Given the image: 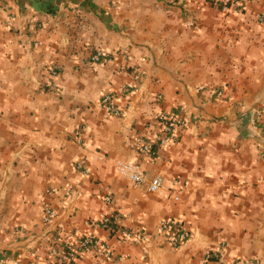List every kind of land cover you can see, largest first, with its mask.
<instances>
[{
    "label": "crops",
    "instance_id": "crops-1",
    "mask_svg": "<svg viewBox=\"0 0 264 264\" xmlns=\"http://www.w3.org/2000/svg\"><path fill=\"white\" fill-rule=\"evenodd\" d=\"M96 48L105 55L92 63ZM104 93L119 114L102 108ZM179 105L185 126L158 145L157 114ZM258 110L264 124V0L238 13L212 0H0V257H47L62 234L82 232L109 254L86 248L62 264H264ZM117 159L136 161L145 181L119 174ZM154 175L159 194L146 189ZM46 206L57 211L48 225ZM163 218L184 220L181 245L156 234Z\"/></svg>",
    "mask_w": 264,
    "mask_h": 264
},
{
    "label": "built area",
    "instance_id": "built-area-1",
    "mask_svg": "<svg viewBox=\"0 0 264 264\" xmlns=\"http://www.w3.org/2000/svg\"><path fill=\"white\" fill-rule=\"evenodd\" d=\"M217 3L218 6L224 10L233 13L241 12L245 3L248 0H212ZM261 19V17H259ZM190 25V23L187 22ZM105 53L101 48H96L93 53L90 55V62L97 63L100 61L102 56ZM47 86L50 90H55L59 87V67L56 64H51L47 68L46 73ZM135 82L130 81L124 84L125 94L131 95L135 91ZM217 96L222 94L221 89H216L215 91ZM100 105L102 108L114 114H119V109L116 106L111 94L104 93L100 98ZM184 106L179 105L176 110L172 112L158 113L157 119L160 123V133L156 137L158 145L164 146L171 143L174 138L176 131L179 127H183L186 124L184 113ZM261 110H258L253 117V125L257 128L261 127L264 139V124L261 120ZM75 141L80 144L82 143L80 128L76 129L74 132ZM141 147L143 151L149 152L151 154L156 153V150L152 147L151 144L147 142H142ZM102 156H98L101 158ZM114 166L119 174L124 176L133 184H140L145 181V175L140 165L136 161H131L127 159H117L114 163ZM77 167H82L81 163H77ZM147 191L151 193H161L163 189V179L159 175H154L147 180L146 184ZM67 200L72 198V195L68 193L65 197ZM177 199V196H174ZM57 215V211L52 206H46L43 208L42 221L44 224L48 225L52 219ZM112 221L110 216H105L100 221L102 227L107 226ZM17 229H21L18 227ZM156 234L159 236L163 243H166L169 246L177 247L181 245L188 237L189 231L185 227L184 220L182 218H163L161 219L155 228ZM130 240L139 242L142 239L146 238L148 235L145 231L138 232L136 234H125ZM86 248H95L99 249L101 253L109 254V249L104 243L98 242L92 238L89 234L78 232H65L62 234L59 243L53 244L49 250L47 257L40 256L37 251H32L28 258L22 253H18L11 259L12 264H47L51 259L58 261L59 263H68L74 259L83 249ZM217 257L215 251H208L205 254V259H211ZM0 264H5V260L0 257ZM225 264V263H222ZM231 264H259L255 259H237Z\"/></svg>",
    "mask_w": 264,
    "mask_h": 264
}]
</instances>
